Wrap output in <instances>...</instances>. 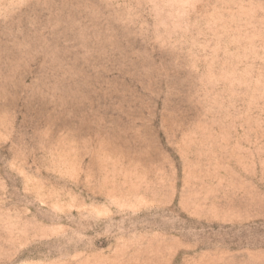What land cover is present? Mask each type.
I'll return each mask as SVG.
<instances>
[{
  "label": "rangeland",
  "instance_id": "374dc122",
  "mask_svg": "<svg viewBox=\"0 0 264 264\" xmlns=\"http://www.w3.org/2000/svg\"><path fill=\"white\" fill-rule=\"evenodd\" d=\"M0 264H264V0H0Z\"/></svg>",
  "mask_w": 264,
  "mask_h": 264
}]
</instances>
